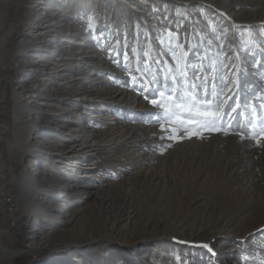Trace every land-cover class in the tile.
<instances>
[{"label":"rangeland","instance_id":"obj_1","mask_svg":"<svg viewBox=\"0 0 264 264\" xmlns=\"http://www.w3.org/2000/svg\"><path fill=\"white\" fill-rule=\"evenodd\" d=\"M139 1L0 0V264H264V0Z\"/></svg>","mask_w":264,"mask_h":264},{"label":"bare ground","instance_id":"obj_2","mask_svg":"<svg viewBox=\"0 0 264 264\" xmlns=\"http://www.w3.org/2000/svg\"><path fill=\"white\" fill-rule=\"evenodd\" d=\"M131 1V0H130ZM139 2H143V8L142 7H135L133 9H126L127 12H128V15L130 17V20L132 21L133 25L135 24V17H136V12H143L144 11V8L145 7H148V3L145 1V0H141ZM125 8H128V7H125ZM135 26V25H134ZM2 43H3V39H0V50L2 49ZM141 66H136L137 70L141 71ZM30 111H27L25 112V116L23 118H29L30 117ZM22 118V119H23ZM86 138H83L81 140H79L78 142V145H77V148H75V151L73 150V154L72 156H67V157H63L60 159V162L61 163H64L68 166L70 165H73V167H76L78 166L79 164V161L80 159L76 158L77 155H81V154H84V155H90L92 156V151H94L93 149V144H89L87 140H84ZM76 147V146H75ZM77 154V155H76ZM83 155V156H84ZM79 157V156H77ZM82 157V156H80ZM75 161V162H74ZM91 167H87V169H82L83 170V177L82 178H91L93 176V174H91V171L90 170H94V166L93 164L91 163L90 164ZM93 166V167H92ZM89 168V169H88ZM60 190V189H59ZM84 190H80L79 192H83ZM99 191V190H98ZM65 192V191H64ZM78 192V193H79ZM70 193V192H69ZM92 193V192H91ZM61 194V192H60ZM59 194V195H60ZM63 195H65L66 197H69V195L67 193H62ZM82 194V193H81ZM85 194V193H84ZM89 194V193H87ZM91 196L94 197V193L93 194H90ZM90 213V212H89ZM84 214H88L86 212L83 213ZM76 218V217H75ZM130 220V219H129ZM230 231H228V229H225V228H220L218 230V232L215 234L216 236L215 237H219V236H228ZM214 237V238H215ZM159 238V239H157ZM162 236L160 237V235H154V237H150V239H155V248H154V254L156 257H158V259H161V260H165V261H168L169 258L172 257H178V255L180 254V250H175L171 247L172 245H169L168 243H165L163 239H161ZM90 244V243H89ZM87 245L88 244H82V246L80 248H87ZM136 245V244H135ZM135 245H130L128 246L131 250L134 251L135 249ZM38 245H36V247L34 246L33 249L37 248ZM173 249V250H172ZM34 252V251H33ZM183 256V255H181Z\"/></svg>","mask_w":264,"mask_h":264},{"label":"snow or ice","instance_id":"obj_3","mask_svg":"<svg viewBox=\"0 0 264 264\" xmlns=\"http://www.w3.org/2000/svg\"><path fill=\"white\" fill-rule=\"evenodd\" d=\"M91 26V25H90ZM231 97H229L230 99ZM183 103L176 105V107L181 108L182 110L189 113V119L187 123L198 127L206 131H219L221 130L217 125L218 121L223 120V115L221 114L222 105L218 104L215 108H210L208 105L211 104V101H204L203 105L198 104L195 97L189 94L188 97H181ZM153 104H156V101H152ZM224 103H227L225 101ZM158 107H163V105H157ZM203 108L204 110H201ZM232 111H236L235 108ZM195 112V116L191 114ZM174 115V113H173ZM197 132H191L190 135H197ZM261 136L264 137V133H261Z\"/></svg>","mask_w":264,"mask_h":264},{"label":"built area","instance_id":"obj_4","mask_svg":"<svg viewBox=\"0 0 264 264\" xmlns=\"http://www.w3.org/2000/svg\"><path fill=\"white\" fill-rule=\"evenodd\" d=\"M1 172L0 166V177ZM0 215L8 218L12 226H16L19 219V207L16 198L10 192H6L4 187H0Z\"/></svg>","mask_w":264,"mask_h":264},{"label":"trees","instance_id":"obj_5","mask_svg":"<svg viewBox=\"0 0 264 264\" xmlns=\"http://www.w3.org/2000/svg\"><path fill=\"white\" fill-rule=\"evenodd\" d=\"M48 258H54L55 256H56V254L55 253H50V254H48V255H46ZM28 258H26V257H20V258H18L17 260H16V263L17 264H28ZM30 261V260H29Z\"/></svg>","mask_w":264,"mask_h":264}]
</instances>
